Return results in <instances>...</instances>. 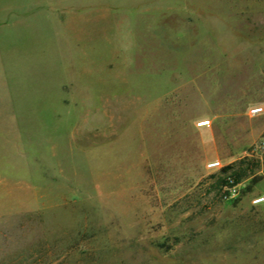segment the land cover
I'll list each match as a JSON object with an SVG mask.
<instances>
[{"label":"rangeland","instance_id":"rangeland-1","mask_svg":"<svg viewBox=\"0 0 264 264\" xmlns=\"http://www.w3.org/2000/svg\"><path fill=\"white\" fill-rule=\"evenodd\" d=\"M260 196L261 0H0V264H264Z\"/></svg>","mask_w":264,"mask_h":264},{"label":"built area","instance_id":"built-area-1","mask_svg":"<svg viewBox=\"0 0 264 264\" xmlns=\"http://www.w3.org/2000/svg\"><path fill=\"white\" fill-rule=\"evenodd\" d=\"M263 112V108L258 106V107H251L249 108L248 110V114L250 116H256V115H259L260 113ZM203 123V122H202ZM219 165V162L218 161H210V162H207L206 164V167L208 169H215L217 168ZM264 202V197L263 196H260V197H255L251 200V204L252 205H260Z\"/></svg>","mask_w":264,"mask_h":264},{"label":"bare ground","instance_id":"bare-ground-1","mask_svg":"<svg viewBox=\"0 0 264 264\" xmlns=\"http://www.w3.org/2000/svg\"><path fill=\"white\" fill-rule=\"evenodd\" d=\"M200 125H205V122H203L202 124H200Z\"/></svg>","mask_w":264,"mask_h":264},{"label":"crops","instance_id":"crops-1","mask_svg":"<svg viewBox=\"0 0 264 264\" xmlns=\"http://www.w3.org/2000/svg\"><path fill=\"white\" fill-rule=\"evenodd\" d=\"M262 1V3L264 4V0H261Z\"/></svg>","mask_w":264,"mask_h":264},{"label":"trees","instance_id":"trees-1","mask_svg":"<svg viewBox=\"0 0 264 264\" xmlns=\"http://www.w3.org/2000/svg\"><path fill=\"white\" fill-rule=\"evenodd\" d=\"M234 181V183H235V180H233Z\"/></svg>","mask_w":264,"mask_h":264}]
</instances>
